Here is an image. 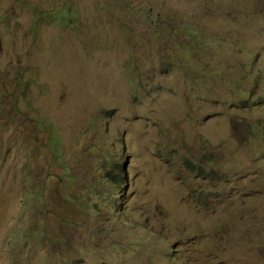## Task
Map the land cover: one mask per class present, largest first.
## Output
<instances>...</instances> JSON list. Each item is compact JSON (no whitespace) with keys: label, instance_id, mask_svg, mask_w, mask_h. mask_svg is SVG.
Returning a JSON list of instances; mask_svg holds the SVG:
<instances>
[{"label":"rangeland","instance_id":"374dc122","mask_svg":"<svg viewBox=\"0 0 264 264\" xmlns=\"http://www.w3.org/2000/svg\"><path fill=\"white\" fill-rule=\"evenodd\" d=\"M0 264H264V0H0Z\"/></svg>","mask_w":264,"mask_h":264}]
</instances>
